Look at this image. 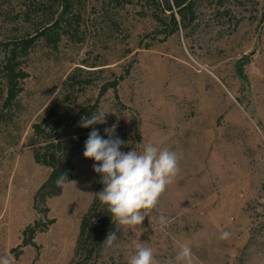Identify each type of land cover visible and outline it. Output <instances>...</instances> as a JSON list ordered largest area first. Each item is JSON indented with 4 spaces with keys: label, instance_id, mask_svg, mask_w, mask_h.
I'll return each mask as SVG.
<instances>
[{
    "label": "rangeland",
    "instance_id": "rangeland-1",
    "mask_svg": "<svg viewBox=\"0 0 264 264\" xmlns=\"http://www.w3.org/2000/svg\"><path fill=\"white\" fill-rule=\"evenodd\" d=\"M71 1L72 35L50 46L38 35L57 20L64 0H0V43L37 38L23 58V92L8 108L0 73V257L71 264L97 188L94 161L63 154L73 180L47 200L43 215L34 197L51 170L35 162L30 139L52 109L97 105L93 113L104 112L105 123L93 127L115 126L126 145L121 151L152 144L181 158L142 225L119 230L91 264H128L141 243L156 264H178L185 244L191 264H264V0H195V20L185 29L177 16L179 30L167 38L153 15L166 24L170 18L143 0ZM5 51L1 45L0 67ZM117 79V91L100 97ZM37 222L45 230L23 247L24 231Z\"/></svg>",
    "mask_w": 264,
    "mask_h": 264
},
{
    "label": "trees",
    "instance_id": "trees-1",
    "mask_svg": "<svg viewBox=\"0 0 264 264\" xmlns=\"http://www.w3.org/2000/svg\"><path fill=\"white\" fill-rule=\"evenodd\" d=\"M145 5L150 8H157L170 18V23L158 20L163 26L162 34L165 38L172 36L178 32L177 16L181 18L183 28H187V23L195 20V0H143ZM62 13L48 27L43 28L38 37L50 46H56L63 36H71L72 32L68 29L73 28L69 25L67 18L68 13L72 9V1L64 0ZM79 20L78 18H75ZM74 30V29H73ZM75 31V30H74ZM37 38L18 41L14 43H0L5 48V59L0 67V73L3 76L5 84V107H11L23 92L22 82L28 77L23 68V58L29 55L33 48L34 41ZM124 76L120 80H124ZM72 80V78L70 79ZM114 80L106 83L100 90V97L104 96L108 91H117L119 81ZM97 109V105L81 107L77 112H59L52 109L49 113L50 119L33 126V136L30 139V146L34 149V160L38 165L47 167L51 173L47 181L39 188L34 197V208L37 212L46 215L48 208L46 202L48 199L58 197L62 194L64 186L73 180V170L71 160L63 161V154L73 152L75 155L83 156L84 144L88 135H82L73 128H78L81 118L93 114ZM71 129L70 134L67 130ZM105 139L104 132H99ZM39 144V145H37ZM65 157V156H64ZM97 175V188L93 201L81 219L79 227V235L76 242L74 258L71 264H91L96 260L102 248L107 235L115 227L110 213L106 210V206L102 205L96 194L102 191L103 185L99 182ZM52 223V222H50ZM42 223L37 222L34 226H29L24 231L23 247L33 246L35 236L41 229Z\"/></svg>",
    "mask_w": 264,
    "mask_h": 264
},
{
    "label": "clouds",
    "instance_id": "clouds-1",
    "mask_svg": "<svg viewBox=\"0 0 264 264\" xmlns=\"http://www.w3.org/2000/svg\"><path fill=\"white\" fill-rule=\"evenodd\" d=\"M105 116L102 111L84 116L79 126L92 129L85 141L83 156L94 161L93 171L103 185L96 197L106 206L117 229L110 232L104 242L111 246L118 239L119 230L134 233L148 217L149 211L156 208L162 194L180 171L181 157L177 151L152 144L146 145L142 152L135 149L121 151L126 145L115 135V126L104 129L106 139L93 127L105 123ZM159 222L165 226L166 217L160 215ZM228 237V232L221 233V239ZM191 256V248L185 244L175 260L178 264H191ZM0 264H9V261L6 257H0ZM128 264H156L152 249L143 243L137 245L134 254L128 258Z\"/></svg>",
    "mask_w": 264,
    "mask_h": 264
}]
</instances>
